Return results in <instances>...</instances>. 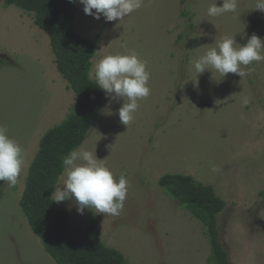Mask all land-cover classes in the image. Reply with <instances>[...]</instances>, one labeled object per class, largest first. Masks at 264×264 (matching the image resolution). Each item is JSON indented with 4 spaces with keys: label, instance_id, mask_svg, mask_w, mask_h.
Returning a JSON list of instances; mask_svg holds the SVG:
<instances>
[{
    "label": "rangeland",
    "instance_id": "374dc122",
    "mask_svg": "<svg viewBox=\"0 0 264 264\" xmlns=\"http://www.w3.org/2000/svg\"><path fill=\"white\" fill-rule=\"evenodd\" d=\"M215 2L222 4L143 0L121 21L106 22L86 15L77 0L75 32L98 40L90 73L104 56L134 50L151 74V94L138 101L134 120L120 121L122 98L107 100L78 147L95 151L117 180H130L119 216L93 209L101 240L129 264H211L202 223L158 182L169 172L212 184L224 198L218 227L231 264H264V61L242 66L252 69L242 78L215 70L197 77L191 65L225 36L241 45L253 33L264 39V11L255 10L256 0H238L236 13L212 17L207 9ZM54 59L50 37L33 16L0 0V125L25 161L17 184L0 186V264H58L20 206L41 137L75 107ZM52 204L68 213L76 235L87 227L89 209L78 213L74 200Z\"/></svg>",
    "mask_w": 264,
    "mask_h": 264
},
{
    "label": "trees",
    "instance_id": "16d2710c",
    "mask_svg": "<svg viewBox=\"0 0 264 264\" xmlns=\"http://www.w3.org/2000/svg\"><path fill=\"white\" fill-rule=\"evenodd\" d=\"M4 3L30 13L35 24L48 33L56 67L76 96L72 112L40 139L20 199L21 210L47 253L58 264H129L123 252L101 240L99 221L93 210L89 211L87 227L76 235L68 213L52 204L51 195L64 172L63 158L84 142L108 100L90 76L98 40L75 32L77 2L4 0ZM5 182L0 181V186ZM158 182L202 223L211 246V264H231L218 227V214L225 208L226 201L216 193L214 186L180 172L165 173Z\"/></svg>",
    "mask_w": 264,
    "mask_h": 264
},
{
    "label": "clouds",
    "instance_id": "9594fccd",
    "mask_svg": "<svg viewBox=\"0 0 264 264\" xmlns=\"http://www.w3.org/2000/svg\"><path fill=\"white\" fill-rule=\"evenodd\" d=\"M76 3L77 0H69ZM83 5L86 15L106 22L121 21L143 6V0H78ZM238 0H222L220 6L213 3L207 14L212 17L225 13H236ZM95 10V11H93ZM255 10L264 11V0H256ZM124 47V45H122ZM264 61V39L255 33L243 45L237 43L235 36H225L215 47L191 61L196 76L205 71L215 70L225 77L229 73L244 77L252 71H244L242 66ZM150 72L147 61L140 59L132 50L124 54L107 55L94 63L90 76H94L97 87L109 100L123 99L118 110L120 121L128 125L134 120L139 109L138 101L151 94L148 86ZM247 103V100L244 101ZM111 114L110 107H106ZM7 127L0 125V181L15 186L24 169L23 149L10 138ZM98 159L95 151L86 150L83 146L71 151L63 158L64 174L61 186H55L52 201L59 203L74 200L77 212L83 214L87 208L97 214L119 216L124 208L130 180L123 174L117 180L114 173Z\"/></svg>",
    "mask_w": 264,
    "mask_h": 264
}]
</instances>
